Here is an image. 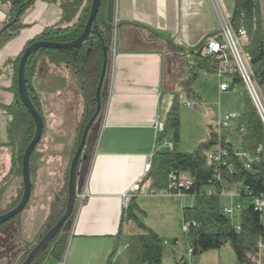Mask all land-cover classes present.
<instances>
[{
  "label": "crops",
  "instance_id": "crops-1",
  "mask_svg": "<svg viewBox=\"0 0 264 264\" xmlns=\"http://www.w3.org/2000/svg\"><path fill=\"white\" fill-rule=\"evenodd\" d=\"M35 4L37 7L29 6L20 14L17 34L0 48L2 121L6 106L18 100L13 60L28 39L56 26L62 19L59 3L41 0ZM112 9L113 0H110L109 20ZM234 9L235 0H117L119 52L109 66L101 89L103 111L95 123L94 148L78 167V183L87 198L65 231L66 246L61 258L50 257L45 264H107L115 248L121 201L126 193L136 196L137 205L145 212L140 217L142 222L162 242L173 226L180 223L182 209L192 205L193 196L154 190L145 181V165L151 162L155 152L174 151L171 135L160 143L161 131L153 124H164L171 107L170 95L179 96V85L189 88L188 94L202 109L206 104L205 95L214 93L220 98L228 91L219 90L220 80L215 74L199 80L201 75H194L188 52L208 37L218 35ZM8 20V5L0 2V30ZM31 85L46 129L31 176V197L19 216L20 238L27 247L34 243L56 193L64 186L69 154L86 112L77 82L69 70L64 65L50 63L46 56L38 59ZM207 101L209 104L210 99ZM211 105L213 108H207L206 119H215V127L223 114L220 103L216 115L213 102ZM186 107L192 108V105ZM2 125L0 122V132ZM224 132L236 144L233 133ZM206 135L204 132V138ZM9 168V150L1 144L0 210L13 204L22 188V179L9 174ZM124 232L131 235L139 230L130 221L124 224ZM115 262L119 264L117 257Z\"/></svg>",
  "mask_w": 264,
  "mask_h": 264
},
{
  "label": "trees",
  "instance_id": "trees-1",
  "mask_svg": "<svg viewBox=\"0 0 264 264\" xmlns=\"http://www.w3.org/2000/svg\"><path fill=\"white\" fill-rule=\"evenodd\" d=\"M26 0H0L8 5L9 20L12 21L19 9L24 12L34 3L25 4ZM59 3L62 9L61 21L72 19L79 7L81 11L77 20L67 27L50 26L25 42L19 55L14 62V85L17 92V70L20 57L24 49L35 41L50 42H70L75 40L84 30L87 17L90 11L91 0H46ZM110 0H101L96 16V26L100 35L92 34L88 41L81 47L64 50L39 49L31 54L26 63V79L28 94L41 113L37 97L34 96V89L31 85L35 75L37 62L41 56H46L50 63L64 65L72 77L77 82L78 89L85 102V117L79 128L73 149L69 154V163L65 173V181L62 190L56 193L52 201L48 215L34 243L28 248L19 244L21 224L19 215L0 225V262L12 264L19 254L17 264H20L28 255L29 251L39 242L57 222L64 212L67 201L68 174L73 153L80 142L85 125L96 110V87L99 80L102 63V44L107 47L110 38ZM232 28L237 31L242 28L247 40L243 45L246 58L251 66L253 78L260 88L264 87V0H235V9L230 18ZM18 21L15 25L4 30L0 36V48L12 36L18 32ZM219 38L220 35H213L205 39L197 48L188 52L193 61L194 75L197 76L202 69L214 74V64L218 59L204 53L207 41L210 38ZM172 50L173 46L171 47ZM244 89L242 109L237 119L234 121L230 132L233 133L234 142L228 144L229 156L228 166H221L208 160L207 152L213 147L223 142V137L216 131V126H211L205 140L197 144L192 152L156 151L150 162V167L145 175V181H149L154 190H165L167 178L170 171L186 172L192 178V185L185 195L193 196V203L182 209V221L186 226V234L190 239L197 242V253L220 249L229 245L235 256V264H257V251L260 241L264 242V221L261 220L260 213L253 208L252 203L240 210L238 222L235 223L232 217L224 214L221 202V192L224 189V182H241V197L264 198V150L258 154V161L248 163V160L238 152L257 153V147L264 146V127L256 108L245 89L239 76L231 79V89L236 86ZM19 101V96L17 94ZM102 102V92H101ZM7 142L3 145L9 150L10 168L9 174H16L21 179L22 157L30 142L34 130L35 122L29 111L19 101L6 106ZM42 115V113H41ZM43 117V116H42ZM44 120V118H43ZM46 122L44 120V132ZM180 118L178 95L174 96L173 103L166 115L164 128L158 138L161 143L169 135L173 141L179 140ZM96 135V125L93 124L87 134L85 146L80 156L78 167L84 162L91 152V141ZM42 142V140H41ZM37 145L31 157V176L34 173V166L38 159ZM248 164V168H246ZM79 175V173H78ZM219 175L221 180L216 176ZM211 191V192H208ZM23 192V187L18 199L8 208L0 210L3 214L19 202ZM145 212L136 203V196L132 195L126 208L122 209L119 231L115 237V248L110 254L107 264H117L114 261L116 250L119 244L126 241L128 244V264H162L163 242L152 229L147 227L140 217ZM133 222L139 232L126 235L124 224ZM67 224V223H66ZM66 224L55 236L46 249L31 263L45 264L50 257L61 258L66 246ZM238 224L240 229L236 230ZM26 248V249H25ZM6 260V261H5Z\"/></svg>",
  "mask_w": 264,
  "mask_h": 264
},
{
  "label": "built area",
  "instance_id": "built-area-1",
  "mask_svg": "<svg viewBox=\"0 0 264 264\" xmlns=\"http://www.w3.org/2000/svg\"><path fill=\"white\" fill-rule=\"evenodd\" d=\"M111 18L109 20L110 26V38L109 44L107 46V55H108V64L106 76L108 73L109 66L111 62L115 59L119 52V39H118V16H117V0H113V9ZM220 37L210 38L207 41L206 47L204 48V53L209 56H214L218 59V62L214 64L215 72L214 74L219 78V90L227 91L231 89V79L234 76H239L242 80V83L247 90L256 111L260 117V120L264 127V103L260 97L259 90L260 87L257 85L256 81L253 78V72L251 66L246 58V55L243 50V45L245 44L247 37L245 31L240 28L235 31L232 28L230 19H226L222 24L221 30L219 32ZM246 38L245 41L242 39ZM200 75L206 77L210 73L202 69L200 70ZM259 89V90H258ZM189 106V104H187ZM103 111V110H102ZM102 114V113H101ZM236 116L230 114H223L216 125V131L220 136H222L224 143H219L211 150L207 152V158L209 161L216 163L221 166H228L227 158L229 156L228 144H230L231 137L224 131H229L233 127ZM156 130L162 131L164 128L163 123L154 122L153 124ZM167 147L171 148V145L167 142H164ZM264 150V146L260 145L257 147V153L251 154L248 152H238L237 155H240L248 160V163L252 161H258V154ZM150 167V161L145 165V172L148 171ZM246 164V168H248ZM216 178L221 180L220 176L217 175ZM192 185V178L186 172H178L176 170L170 171L167 178L166 191L171 194H184L185 191L189 190ZM137 188V187H136ZM211 192V191H208ZM224 189L221 192V196L224 195ZM131 195L128 193L122 196V209L126 208L130 200ZM87 195L83 187H80L77 178L76 186V196H75V210L78 211L84 205ZM251 203L253 208L260 213L261 220L264 221V198L263 197H252ZM242 209L241 204H237L233 207H223L224 214L233 217V215H239L240 210ZM75 211V212H76ZM237 231L240 227L238 224L235 225ZM186 230V226H184ZM128 249L127 243H121L118 245L116 250L115 258L118 260L122 256L123 252ZM191 247V252H192ZM114 258V261H115ZM257 264H264V242L260 241L258 244L257 251Z\"/></svg>",
  "mask_w": 264,
  "mask_h": 264
},
{
  "label": "rangeland",
  "instance_id": "rangeland-1",
  "mask_svg": "<svg viewBox=\"0 0 264 264\" xmlns=\"http://www.w3.org/2000/svg\"><path fill=\"white\" fill-rule=\"evenodd\" d=\"M37 1L41 0H35L34 3L30 5V7H37V4H35ZM81 10V7H79L78 11L72 19L67 21H60L55 27H67L72 25L76 21ZM30 29L31 28H29V30ZM242 40L245 41L246 38H243ZM199 80L202 81L203 77L199 76ZM179 88H181V92L178 96L180 130L179 140L177 142L173 141V139L171 138L172 145L174 146L173 152H192L197 146L196 142L198 140H200V143L201 141L206 139L207 135L204 138V132H207L208 134L210 125L214 126L215 122V119L213 118L209 120L206 119L207 108H213V106L211 105L212 102L214 104L215 115L218 114L219 103L220 112L222 114H230L236 116L235 120L241 112L244 89L240 85L237 86V88L230 89L226 93H223L220 98L217 96V94L214 93H210L209 95L207 94V96L205 95L203 98L206 104L202 106L204 109L195 105V98L188 94L189 88L186 85H179ZM259 94L262 98V102L264 103V87L260 88ZM170 99L171 106L174 99L173 95H170ZM209 99L210 102L208 104L207 100ZM187 104H191L192 108H187ZM95 138L96 135L91 141V151L92 148H94L96 142ZM0 170V172H2V169ZM223 184L225 192V194L221 196V202L223 206L233 207L237 204H241L243 208H247L251 204V201L248 197L240 196L242 185L240 181L232 184L224 182ZM187 198L190 199V196H187ZM9 206H6L2 210L8 208ZM232 219L235 223L238 222L237 215H233ZM68 225L69 221L66 224V229L68 228ZM19 242H22V240H19ZM19 244H21V246L23 245V243ZM21 254L22 252L18 256L20 257ZM18 258H16L12 264H17ZM118 263L128 264V250H125L123 252L122 256L118 260ZM0 264H3V262H0ZM162 264H235V256L229 245H226L220 249L210 250L207 252H201L199 254L192 255L191 244L189 242L187 234L183 230V221L181 218L180 223L177 225V227L173 226L172 232H170L167 237L163 238Z\"/></svg>",
  "mask_w": 264,
  "mask_h": 264
},
{
  "label": "water",
  "instance_id": "water-1",
  "mask_svg": "<svg viewBox=\"0 0 264 264\" xmlns=\"http://www.w3.org/2000/svg\"><path fill=\"white\" fill-rule=\"evenodd\" d=\"M32 0H26L25 4L30 5ZM101 4V0H91L90 11L87 17V21L84 27L83 32L73 41L70 42H50V41H35L29 46H27L19 61L18 70H17V93L19 96V101L25 106V108L29 111L35 122V130L34 134L28 143L22 157V168H21V179H22V187L23 192L19 202L13 207L11 210L0 214V225L7 222L8 220L19 215L28 205L31 191H32V178H31V157L33 151L37 147V145L41 142L44 130V120L36 108L34 103L32 102L27 88V79H26V63L29 56L39 49H56V50H64L70 48H78L81 47L86 41L89 40L92 34L100 35L98 28L96 26V16L99 10V6ZM21 9H19L18 13L12 19V21L7 22L5 26L0 30V36L4 30L13 26L17 23L20 16ZM19 25V24H18ZM103 50V63L99 76V80L96 87V110L92 117L89 119L82 133V137L80 139L79 144L77 145L69 167L68 174V190H67V201L64 212L59 217L57 222L53 225V227L39 240V242L29 251L26 258L20 264H31L49 245L52 239L58 235L63 226L72 219L75 214V196H76V186H77V178H78V164L80 161V156L83 152L87 134L93 124H95L98 119L101 117L102 113V104H101V89L104 87V81L106 79V71L108 64V55H107V47L102 44ZM16 100L15 103L19 102ZM190 244L192 246V255H196L197 253V242L195 239L190 240Z\"/></svg>",
  "mask_w": 264,
  "mask_h": 264
},
{
  "label": "flooded vegetation",
  "instance_id": "flooded-vegetation-1",
  "mask_svg": "<svg viewBox=\"0 0 264 264\" xmlns=\"http://www.w3.org/2000/svg\"><path fill=\"white\" fill-rule=\"evenodd\" d=\"M14 102H15V101H14ZM12 103H13V102H12ZM12 103H11V104H12ZM11 104H10V105H11ZM7 118H8V116L5 115L4 121H2V119H0V122H3V125H2V126H3V127H2V132L4 133V135H3V134H1L2 132H0V145L6 143V142L8 141V140H7V136H6V123H7V120H8ZM20 240H22V238H20ZM19 243H23L22 247H25V246H26V248H28V247L30 246V245H29V246L27 247V245H26L23 241H22V242H19ZM20 245H21V244H20ZM26 248H25V249H26Z\"/></svg>",
  "mask_w": 264,
  "mask_h": 264
}]
</instances>
